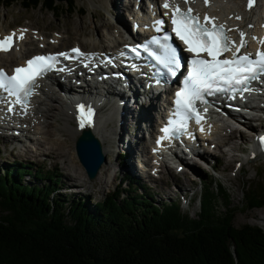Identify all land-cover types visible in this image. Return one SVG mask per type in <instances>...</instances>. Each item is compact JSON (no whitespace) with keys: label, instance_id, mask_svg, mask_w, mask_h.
Masks as SVG:
<instances>
[{"label":"trees","instance_id":"obj_1","mask_svg":"<svg viewBox=\"0 0 264 264\" xmlns=\"http://www.w3.org/2000/svg\"><path fill=\"white\" fill-rule=\"evenodd\" d=\"M18 1L0 0V6ZM22 5L53 14L58 7L55 0ZM9 166L0 173V264H264V229L233 225L236 210L222 184L217 192L211 181L203 184L199 212L190 217L177 200L158 202L135 188L128 173L90 204L62 199L53 172L32 185L23 177L40 180V171L20 162ZM244 202L248 210L264 208V182L248 185Z\"/></svg>","mask_w":264,"mask_h":264},{"label":"rangeland","instance_id":"obj_2","mask_svg":"<svg viewBox=\"0 0 264 264\" xmlns=\"http://www.w3.org/2000/svg\"><path fill=\"white\" fill-rule=\"evenodd\" d=\"M22 1L23 0L14 2L9 7L0 6V30H6L8 27L16 29V27L28 25L29 23L31 27L40 29L42 32L48 33L49 35H52V31L57 30L59 33H54H58V35H61L64 39H66L64 40V45H57L53 47V49L56 50L62 49L61 47L67 48L75 41H78L84 48L87 49H102L104 48V45L105 48H108L110 41L106 29L108 30L109 27L106 28L104 22L108 21L114 24V26L108 31L116 29V23L119 16L117 11H121V18L123 16L127 28H130L131 22L129 12L131 11V13H134L132 6L133 0H128L127 2L126 0H57L56 3L58 4V7L56 9V14H52V12L44 9L40 5L36 8H24ZM240 1L241 0H231L232 3L239 2V5ZM70 2L73 3L74 7L71 10H68L67 5ZM122 3L126 6H122ZM116 4L121 5L123 10L118 9ZM259 7L264 8L263 0H259ZM10 30L12 29H9V31ZM41 45L43 46V44ZM34 46L37 45L27 44V47L29 48ZM39 50L40 49L33 52H39ZM52 90L56 92L55 89ZM56 97H58V101H54V104L56 106H58L59 103L63 104V99L60 96ZM142 100L146 99L143 98ZM58 108L60 107L58 106ZM53 113L62 116L61 110H55ZM71 123L75 125V119L71 120ZM59 124L63 125V122L58 118L56 120L48 119L47 125L49 126V132L52 134L51 139L65 142L66 152L68 153L67 156L70 157L72 161L65 156L57 158V155H52V151H48V145L46 143H42V145H44L42 147L36 144L37 148H40L38 153L31 150L27 155V153L23 152L24 143H21L18 139L0 137V173L2 174L6 167L10 168L11 166L9 165L12 162H20L27 165L28 169L40 171L43 174V177L40 180L35 179L32 175H25L23 177L25 183L32 185L36 183L41 185L45 181L46 171L48 170L49 172H53L55 175L57 174V177L60 179L56 186L60 188L62 199L67 201H70L73 198L76 200L82 199L92 204L103 200L108 192L113 191L117 187L118 182L120 181L119 179L123 177V173L126 172L131 174L133 177L139 176L138 178H133L135 188L142 186L141 191L151 193V195H153L158 202H167L169 200H174V198L178 201V198H176L174 194L178 195L182 192L183 188L194 190L195 196L191 200V203L186 206L187 202H185L182 204L183 208H181L182 211L188 212L190 217H195L199 212L198 197L203 191V182L208 183L211 181L213 190L216 192L218 189L217 183L223 184L226 187L225 189L228 191L230 196V203L236 210V214L233 219V225L235 227H240L244 224H251L260 226L264 229V208L248 210L246 209V203L244 202V193L247 191L248 185L259 181L264 182V158L257 162L253 161L252 163H242L238 172L237 167L239 163L236 162V159L239 160V154L243 151L241 154L243 155L245 149L248 147L249 140L251 139L248 135V130H250V132H259L263 129L264 124L261 126L259 120H251V124L253 126L252 129L254 130L247 127L250 125L249 123L245 124L246 126L243 125V127H241L242 130L237 128L235 134H232V136L229 137L231 140L229 139L228 145H224L225 147L222 149H215L212 155H210L211 159L208 163L203 161L191 163L189 166L195 168L196 170L195 171L193 169L194 175L189 174L188 171L190 170H188V167H184V170L187 171L186 174H177L174 171V168L161 169L159 174L155 173L157 177H152L147 172L143 174L140 169L139 171L134 169L132 171L130 168H133V164L136 168V161L135 163H132L131 160L128 161V159H131L129 154L125 153L124 149H119L120 147L118 144H116L114 148L113 145L115 143L112 144L111 142L108 144L110 147V162L106 164V167L109 169V173L108 176H103L102 179L104 181L97 180L98 178L95 179L96 177L89 180L83 176H80L79 178L71 176L73 173L69 170V164L74 166L76 169L80 168L82 171H84V169L77 160L75 154L74 144L76 138L72 137L69 131H63L62 135L57 134L56 127ZM107 124V127L113 130L114 134L117 123H115L112 119ZM153 128L151 127L150 130L152 131ZM131 133L134 134L135 132L130 131V134ZM114 137L116 141L118 136L115 135ZM141 137H143V141L140 143V148H147V146H143V144L148 141V133L146 131H142ZM43 141L47 142L46 138L43 139ZM231 143H233V145ZM206 146L211 148L212 145H208L207 143ZM228 147L230 151L225 150ZM232 147L237 150L233 152V156L235 157L228 161V154L233 151ZM199 149L202 151V148ZM47 152L50 153L51 157L46 154ZM122 152L128 156L125 155L124 158H122L121 155L119 156V153ZM137 164L141 167L140 160H137ZM213 164L214 170L217 171L213 172L212 169L209 168V166ZM146 170L149 169L147 168ZM234 174L236 175L234 176ZM189 193L191 194L192 192ZM58 194L59 193H55V195Z\"/></svg>","mask_w":264,"mask_h":264},{"label":"bare ground","instance_id":"obj_3","mask_svg":"<svg viewBox=\"0 0 264 264\" xmlns=\"http://www.w3.org/2000/svg\"><path fill=\"white\" fill-rule=\"evenodd\" d=\"M127 1L128 0H126V2ZM211 2L212 4L210 10L213 13V15L219 19V21L224 23L228 22L230 23L231 26L236 27L240 31H243L248 34L246 38L248 45L252 44V39L255 36H257L258 38L260 37L261 34L259 33V30L262 29L264 25V21H261L262 19H264V14L261 13L262 11L260 12L261 15L259 17H256L253 11L250 12L246 11L244 9L246 0L243 1V6H240L239 2L232 3L231 0H211ZM144 3H145L144 0H134V6L139 10V12L138 13L135 12L131 16L130 19L132 20V22L136 21L137 15L142 14L145 11L146 6ZM123 5L126 6L125 4L122 3V6ZM193 5L198 6L196 2H194ZM122 6L116 4V7L120 10L123 8ZM235 6H240L241 8H237ZM120 12L121 11H117L119 16H118V21L116 23L117 26L116 29L108 31L110 30V28L114 26V24L108 21L104 22L106 28L109 27L108 30L106 29V31H107V35L109 36V41L113 44L111 48L108 49L109 52H111L115 47H120L125 42L123 36L125 31L129 33L132 32L131 27L130 28L128 27L127 29L125 20L123 19V16L121 18ZM237 16L241 17V19L237 20L235 18ZM22 29H27V32L24 34V38L19 41L16 40L14 47L10 51V54H8L7 56V59H10V61L7 62L5 58H3L2 59L4 62L3 66L6 65L7 67H10L11 70H13L18 65L25 63V61L29 59L31 56L35 54H42L44 50H47V52H56L62 50V49L51 50V48L52 46H56V45L58 46L64 45V40L66 38L64 39V37L58 35V33H53L52 35H49L48 33L42 32L40 29L34 32L32 28H30L29 26L26 27L20 26L8 32H6V30L1 29L0 37L11 34L13 31L19 33V30ZM233 32L239 33L238 31H232L231 33ZM74 43L76 42H73V44ZM27 44L37 45V46L29 48L27 47ZM41 44L45 46L42 49L38 48V46H40ZM73 44L70 47H72ZM74 45H80V44L76 43ZM103 47L105 48V45ZM61 48H65V47H61ZM38 49H40L39 52H33ZM94 50L97 49L90 48L89 50L86 51L91 53V55L100 54L99 49L98 52ZM1 63L2 62L0 60V64ZM139 67L140 69H149V66L147 64L140 65ZM49 79L56 80V74H52L51 76H49ZM138 83L139 85L134 87V86H127L123 82H121L116 92L113 91L111 95L106 97H103V94H101L105 90H108V88L106 87L103 88L101 92H97L96 88L93 87L87 88L86 90H78L72 88H70L71 89L70 90L65 86L62 88L59 84H57L56 92H55L47 84L40 85L30 104V107L33 110L29 111V116H28V123L32 124L34 126V129L36 130L35 133L36 144L42 147L44 146L42 145V143L44 144L46 143L48 145V151H52V155H57V158H62L63 156H65L66 158H69L72 161V159L67 156L68 153L66 152L65 142L61 140L51 139L52 134L49 132V126L47 125L48 119L56 120L58 118L63 122V125L59 124L56 127L57 134L62 135L63 131L66 132L69 131L72 137L77 138L81 133L80 131L83 128H90L94 133V135L101 142L102 150L104 155L107 157V161L101 167L95 179L98 178L97 180L104 181L102 179L103 176L104 175L108 176L109 169L108 167H106V164L110 162L109 160L110 147L108 144H110L111 142L112 144L115 143L113 145L114 148L116 144H118V146L120 147L119 149L122 150L124 149V152L129 154L131 159H128V161L131 160L132 163H135L136 161V168L134 167L133 164V168H130V170L132 171L133 169L139 170L137 160H142V162L146 163V166H150L151 168L152 165L157 164V156H154V158L151 157L149 159V153L152 152L153 149L152 147H149L148 143L143 144V146H147V148L146 147L140 148L141 146L140 143L143 141V137H141V132L142 131H146L148 133L151 132L150 131L151 127L153 128V125L156 124L159 118H161V112L163 110V107L161 102L154 101L155 99L152 100L148 94H142L141 92L142 89L140 88H144L145 86H143L142 81L140 80L138 81ZM86 94H89L90 103L94 104L99 112L97 114V120L92 126H85L82 128L79 125L75 126L71 123V120L74 119V112L72 110L71 104L78 103L77 100H79L82 96ZM54 95L60 96L62 99L64 98V100H62L63 104L61 103L58 104L60 108H58V106L54 104V101H58V97ZM99 96H101L102 99H99L98 98ZM143 98H149V100H142ZM58 109L62 111V116L53 113L55 110L60 111ZM140 116L142 118H140ZM112 119L115 123H117L116 129L114 130V134H113V130L107 127L108 126L107 123H109ZM248 123L250 125L247 127L252 129L253 126L249 120L243 118V120L241 121L242 126ZM261 126H263L262 122H261ZM40 129H43V132H38ZM206 130H207L206 133H202V132L199 133L197 143L201 145L200 141L202 142L210 141L208 142V145H213L214 150L215 149L218 150V149H222L224 145H228L229 139L231 140V138L229 137L232 136V134L233 135L235 134L237 128H234L229 123H225L221 120H216V121L213 120L210 126L206 127ZM130 131H134L135 133L130 134ZM208 131H210L212 135L207 133ZM115 135L118 136L116 141L114 137ZM45 138L47 142L43 141V139ZM26 142H28V140L23 139V143ZM231 144L233 145V143ZM232 148L233 151L228 154L229 156L228 161L232 160L235 157L233 156V152L236 151L237 149H235L234 147ZM39 150L40 148H37L36 146V149L32 151L33 152L36 151V153H38ZM225 150H229V147ZM29 151H31V149L28 146H24L23 152L27 153L28 155ZM212 153L213 150L207 149L206 147V149L203 152H198V156L200 157L201 161L208 163L209 160L211 159L210 155H212ZM46 154L51 157L49 152H47ZM127 154L126 156H128ZM180 162L183 164V160H180ZM68 166H69V170L73 173L71 174L72 177L74 176L75 178H79L80 176H83L84 178H87L85 176L84 171H82V169L80 168L76 169L74 166L70 164ZM153 169L155 170V172L159 171V169L156 167H154ZM193 169L195 170V168L188 166V170H190L188 171L189 173L193 174L194 171ZM181 173L186 174L187 171L183 170Z\"/></svg>","mask_w":264,"mask_h":264},{"label":"snow or ice","instance_id":"obj_4","mask_svg":"<svg viewBox=\"0 0 264 264\" xmlns=\"http://www.w3.org/2000/svg\"><path fill=\"white\" fill-rule=\"evenodd\" d=\"M188 2L189 0H184V3ZM204 4L209 5V0H204ZM254 4L255 0H248L247 6L251 9ZM162 7L171 11V32L164 31L165 20L158 19L154 21L155 30L164 34L152 37L149 42L156 45L157 49L149 51V44L130 49L139 56V48L142 47L144 52L172 78H176L182 68L186 70V75H183L181 80L182 86L175 92L173 118L168 121V126L161 130L164 136L158 143L171 138L178 131L186 130L189 119L195 118L196 123L200 124L201 116L196 104L207 103L206 96L230 93L234 98L237 92L252 91L253 89L249 87L251 81L259 79L264 74V51L257 50L255 58L252 57V53H241V49L247 44L243 31L228 28L224 23H217V17L207 13L201 18L199 14H193L191 7L184 10L179 4L170 3L169 0H164ZM167 15L165 12V16ZM235 18L241 19L239 16ZM231 31L239 32V43L228 35ZM26 32L27 29H22L19 33L13 31L0 37V52L12 50L14 40H22ZM174 38L182 42L185 46L184 51L191 54L186 66L182 63L180 49L173 43ZM261 43H264V40ZM229 52L230 58H221ZM71 53L77 56L85 55L79 48L71 49ZM58 56L70 58V53L34 56L26 61L25 66L16 67L11 75L0 69V90L14 97L13 103L21 104L26 112V101L36 87L37 78L48 71L56 70ZM78 107L80 126L84 127L85 120L90 122L92 110L88 108L85 111L84 105ZM12 110L9 108V111ZM260 141L264 144V137H261Z\"/></svg>","mask_w":264,"mask_h":264},{"label":"water","instance_id":"obj_5","mask_svg":"<svg viewBox=\"0 0 264 264\" xmlns=\"http://www.w3.org/2000/svg\"><path fill=\"white\" fill-rule=\"evenodd\" d=\"M74 148L77 160L83 167L88 179H94L106 161L101 142L90 128H84L75 139Z\"/></svg>","mask_w":264,"mask_h":264}]
</instances>
